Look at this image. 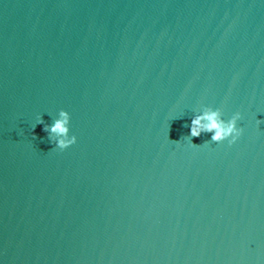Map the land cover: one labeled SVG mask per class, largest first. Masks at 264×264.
I'll return each instance as SVG.
<instances>
[{"label":"water","instance_id":"obj_1","mask_svg":"<svg viewBox=\"0 0 264 264\" xmlns=\"http://www.w3.org/2000/svg\"><path fill=\"white\" fill-rule=\"evenodd\" d=\"M257 120L264 0H0V264H264Z\"/></svg>","mask_w":264,"mask_h":264},{"label":"clouds","instance_id":"obj_2","mask_svg":"<svg viewBox=\"0 0 264 264\" xmlns=\"http://www.w3.org/2000/svg\"><path fill=\"white\" fill-rule=\"evenodd\" d=\"M51 123H46L42 115L37 116L36 125H42V131L54 149L63 151L76 143L77 137L71 131V115L64 109L49 115ZM242 119L240 112H234L229 118L225 119L222 110L218 107L201 106L192 111L189 117L190 122L184 125L189 129L190 141L192 138H199L202 134H210V140L205 143L220 144L227 142L229 146L236 143L242 135L243 129L238 126ZM258 124L264 121L257 120Z\"/></svg>","mask_w":264,"mask_h":264}]
</instances>
